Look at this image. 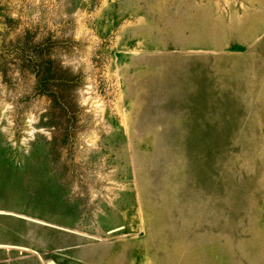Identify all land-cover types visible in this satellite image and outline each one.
Segmentation results:
<instances>
[{
	"label": "rangeland",
	"instance_id": "rangeland-1",
	"mask_svg": "<svg viewBox=\"0 0 264 264\" xmlns=\"http://www.w3.org/2000/svg\"><path fill=\"white\" fill-rule=\"evenodd\" d=\"M0 264H264V0H0Z\"/></svg>",
	"mask_w": 264,
	"mask_h": 264
}]
</instances>
